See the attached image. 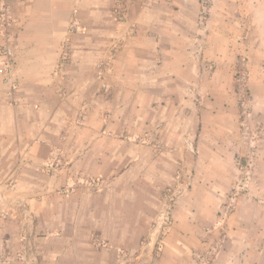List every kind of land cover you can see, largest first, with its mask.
<instances>
[{
	"label": "crops",
	"instance_id": "obj_1",
	"mask_svg": "<svg viewBox=\"0 0 264 264\" xmlns=\"http://www.w3.org/2000/svg\"><path fill=\"white\" fill-rule=\"evenodd\" d=\"M3 5L13 17L9 35L21 84L10 95L0 75L2 178L36 168L35 152L75 128L76 138L92 137L89 145L79 138L73 146L77 166L121 170L123 183L126 168L137 165L140 180L169 183L177 164L190 172L191 140L203 119H238L244 60L264 116V0H213L207 26L200 21V0H0V13ZM2 32L0 27V43ZM65 49L70 61L64 71ZM101 61L107 62L104 80ZM189 179L197 184L201 177ZM211 197L188 193L161 242L162 263L264 264L258 242L197 238L206 232L211 209L205 201Z\"/></svg>",
	"mask_w": 264,
	"mask_h": 264
},
{
	"label": "rangeland",
	"instance_id": "obj_2",
	"mask_svg": "<svg viewBox=\"0 0 264 264\" xmlns=\"http://www.w3.org/2000/svg\"><path fill=\"white\" fill-rule=\"evenodd\" d=\"M99 69L104 80L107 62ZM247 81L236 89L238 119H203L191 140L190 172L177 164L169 183L140 180L137 165L126 168L123 183L121 170L98 173L77 166L73 146L79 138L89 145L92 137L76 138L75 128L45 152H35L36 168H19L14 178L0 176V264H164L161 242L190 191L212 194L205 201L211 209L206 232L198 239L258 242L264 259V116ZM201 99L197 93L196 101ZM212 111L216 115L219 105ZM84 121L91 127V120ZM151 142L157 150L159 140ZM148 172L156 174L150 167ZM194 176L201 177L199 183H190Z\"/></svg>",
	"mask_w": 264,
	"mask_h": 264
},
{
	"label": "built area",
	"instance_id": "obj_3",
	"mask_svg": "<svg viewBox=\"0 0 264 264\" xmlns=\"http://www.w3.org/2000/svg\"><path fill=\"white\" fill-rule=\"evenodd\" d=\"M212 4L213 0H200V21L204 26H207V19L211 13ZM12 25L13 17L10 8L3 5L0 13V27L4 34V39L0 43V55L2 57L0 75L3 81V88H5L10 95H14L15 91H17L21 84L20 70L15 56V43H13V40L9 35V29ZM71 30L77 31L76 24L73 25ZM69 58L68 50H63L60 62L61 69L66 67ZM238 75V84L242 87L247 80L245 60L238 71Z\"/></svg>",
	"mask_w": 264,
	"mask_h": 264
}]
</instances>
